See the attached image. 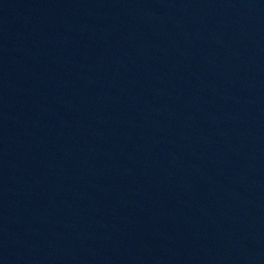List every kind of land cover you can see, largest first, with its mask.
<instances>
[{
    "label": "water",
    "instance_id": "1",
    "mask_svg": "<svg viewBox=\"0 0 264 264\" xmlns=\"http://www.w3.org/2000/svg\"><path fill=\"white\" fill-rule=\"evenodd\" d=\"M0 264H264V0H0Z\"/></svg>",
    "mask_w": 264,
    "mask_h": 264
}]
</instances>
